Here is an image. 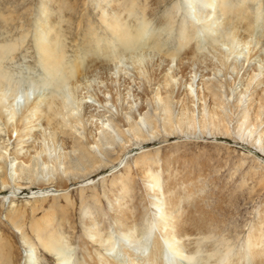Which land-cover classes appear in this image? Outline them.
<instances>
[{"label":"bare ground","instance_id":"1","mask_svg":"<svg viewBox=\"0 0 264 264\" xmlns=\"http://www.w3.org/2000/svg\"><path fill=\"white\" fill-rule=\"evenodd\" d=\"M64 1H39L34 43L45 72L42 86L29 82L22 88L3 68L27 36L0 43V188L37 187L25 203L33 205L31 216L45 212L40 203L48 198L58 201L68 195L69 182L118 161L133 141L229 136L224 111L232 110L230 99L239 77V98L250 92V107L256 103L250 125L259 123L264 112V66L253 61L260 44L255 32L264 26V0H180L158 20L166 0H146L140 13L135 0H92L108 35L93 37L92 52H82L72 63L64 53ZM9 17L4 15L3 20ZM154 22L157 26L151 30ZM176 30L178 47L172 49L168 41ZM144 46L154 55L137 54ZM234 73L232 82L228 75ZM151 158L140 172L146 194L139 203L147 213L130 198V176L121 173L113 178L112 193L106 194L108 210L94 201L80 215L81 256L66 229L72 222L68 215L46 212L29 223L26 212L11 199L6 217L20 233L27 251L25 264H42L40 257L47 264L49 258L56 264H264L260 248L264 231L256 228L247 241L246 262L240 256L226 259L218 248L204 255L207 250L200 242L192 249L190 226L208 234L206 216H194L197 202L173 182V163L166 162L168 176L163 178L162 159ZM119 161L123 165L125 160ZM182 201L189 205L182 207ZM188 214L193 220L185 219ZM12 248L0 234V260L4 259L0 264H11Z\"/></svg>","mask_w":264,"mask_h":264},{"label":"rangeland","instance_id":"2","mask_svg":"<svg viewBox=\"0 0 264 264\" xmlns=\"http://www.w3.org/2000/svg\"><path fill=\"white\" fill-rule=\"evenodd\" d=\"M39 1L0 0V16L2 17H0V43L11 40L15 41L17 38L27 36L25 41L20 43L19 49L10 59L4 62L3 66L5 73L13 81L19 83L22 88H26L29 82H35L38 86H42L45 76L44 68L40 63L34 43L36 19L39 15ZM135 1L136 5H138L137 11L139 13L148 4L146 0ZM177 2H180V0H166L165 4L161 5L162 7L160 6L161 8H159L156 17L154 16L155 20L162 18L166 10ZM200 2H197L198 5L196 6L200 7ZM63 3L61 7L63 13L61 14L64 22L61 24V27L65 42L64 53L67 57V62L72 63L79 59L80 55L92 52V46H94L93 37L96 39L97 35L98 37L106 36L108 32L105 25H102L99 21L98 12L93 10L92 0H65ZM68 6L70 10H68ZM140 9L142 10L140 11ZM4 15L10 16L9 21L3 20ZM183 15L184 11H180L179 22H181ZM137 19L133 20L136 24L138 23ZM155 24L156 22L150 26L151 30H155L157 26ZM255 33V40L260 41V44L256 46L255 51H257L258 57L256 56L257 59L253 61V64H256L257 67L260 64L264 66L263 24L256 29ZM177 36L178 32L172 33L174 39L168 41L172 49L178 47L177 40L175 39ZM166 37L168 38L167 35ZM89 42L93 45L89 44ZM246 51L245 53H247ZM136 52L137 54L144 53L146 56L154 55L147 46ZM184 52L185 50L181 51L180 55H183ZM242 57L244 58V55ZM242 57L239 60L242 61ZM228 77L233 82L236 79V74L228 75ZM240 78L236 80L237 92H234L230 99L233 106L232 110L226 109L224 111L230 130L229 136L219 134L211 137L208 134L205 138H189L184 135H179V137L172 135L155 139L151 138L149 141L144 142L133 141L127 147L125 154H119V160H125L123 165L119 163V160H115L107 167L102 168V171L99 170L92 173L93 175L90 174L91 176L84 175L75 182H69L68 195L60 198L61 200L59 199L58 201H53V198L50 197L44 204L40 203V205L44 206L45 212L39 211L35 216H31V207L33 205L25 203L28 201V197L32 196L33 191L37 190V187L25 185L22 189L18 190L19 192L13 185L0 188V234L2 242L13 247L11 251L13 257L11 264H25L27 256V251L20 239V233L11 226L6 217L10 209L11 199L16 202V206L26 212V220L29 223L32 219L42 218L46 212H53L57 216H61L62 214L60 213L68 215L72 222H70L71 225L67 226L66 229L67 231L70 229L69 233L73 236L74 247L77 248L76 252H78L79 245L82 242V227L80 225L82 211L89 207V205L92 206L95 202L98 203L99 201L102 202L104 210H108L106 194L110 195L112 193L109 191L111 180L115 177L119 178L121 173L130 176V198L133 202L141 203L145 200L144 196L146 193L140 172L142 168H147V159L151 157V159H162L159 165L162 169L163 178H167L168 176L167 172H165L166 164L173 163L171 170L173 182L176 181L178 184H181L179 186L183 190L184 196L191 197L197 202L198 206L195 204V210H197L196 212L194 211V216L196 215L195 217L198 218L199 215L201 216V213L206 216V222L209 225L208 234H205L206 230L198 228L195 224L190 226L189 233L191 235L189 237L193 240L192 243L194 242L191 248L197 249L200 242V246L206 247L207 250L204 255L211 254L218 248L219 252L223 253L224 258L231 259L234 256H240L243 259L241 261L246 262V258L249 257L246 245L250 236H252V231L255 228L264 231V112L259 119V123L255 122V126L253 124L250 125L254 121L253 108H255L256 103L253 104L252 108L250 107L252 98L250 92L239 98L238 92L241 91ZM125 80L122 79V85L125 84ZM247 115L250 116L249 120L244 119ZM101 119L103 118L99 117L97 119L98 121L100 120L98 123L102 122ZM260 122H263V124L261 125ZM127 163L128 168L124 170ZM88 178H91V180L85 182ZM25 183L22 182V184ZM13 191L17 194H11ZM61 203L64 204L62 205ZM186 205H189V203L186 201L181 202L182 207ZM53 206L54 208H52ZM140 207L143 213L147 211L143 204H140ZM57 212L60 213L58 214ZM184 217L185 219L193 220L189 214L187 217ZM199 221L201 222V220ZM151 231L155 235L157 228L154 226ZM196 234H199V236ZM209 237H217L219 239L210 240ZM195 239H198L196 243ZM262 242L263 246L260 248L264 249V239ZM77 255L81 256L80 251ZM40 259L42 264H47L42 257ZM49 259L51 261V263L49 262L50 264H56L55 259ZM3 260L0 261L4 262ZM223 261L226 260L223 259Z\"/></svg>","mask_w":264,"mask_h":264}]
</instances>
